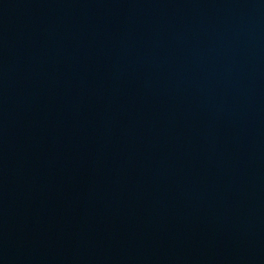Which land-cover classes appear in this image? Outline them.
<instances>
[{"label": "water", "instance_id": "obj_1", "mask_svg": "<svg viewBox=\"0 0 264 264\" xmlns=\"http://www.w3.org/2000/svg\"><path fill=\"white\" fill-rule=\"evenodd\" d=\"M0 264H264V0H0Z\"/></svg>", "mask_w": 264, "mask_h": 264}]
</instances>
